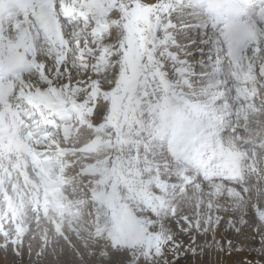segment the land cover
Here are the masks:
<instances>
[{"label":"rangeland","instance_id":"obj_1","mask_svg":"<svg viewBox=\"0 0 264 264\" xmlns=\"http://www.w3.org/2000/svg\"><path fill=\"white\" fill-rule=\"evenodd\" d=\"M182 1L157 0V3L162 6V13L173 14L174 22L181 25L178 26L180 30L178 34H183L184 37L192 36L189 42L188 39L183 42L189 46V51L197 56V59L192 61L196 76L206 77L211 63L214 62L210 53L214 49L209 42L215 33L210 31L212 28L209 29V26L204 29L200 28L201 21L195 19L197 17L201 19L204 16L195 8L186 11V4ZM66 2L69 7L72 6L70 8L72 13L81 10L74 7L77 0ZM56 3L57 7L59 5V11L63 15L67 14L61 6L65 3L64 0H57ZM89 3L91 7L81 11L82 13L86 14V11L94 13L96 10V12H102L105 17L106 14L108 16L105 19L106 23L102 26H108L107 33H104L105 36H102L100 41V43L105 41V46L100 51L105 67L110 66L114 57V52L111 50L113 41L109 39L112 35L111 28L114 24L121 25V33L117 36H121V40L116 41V43L119 42V50L123 53L120 58L123 70L119 84L113 92L107 95L102 92L98 82L88 85L83 78H80L77 83H72L71 87L65 85L63 88L51 85L50 82V89H47V92L32 88L33 97L42 98L39 94L47 93L48 98L52 99L51 96L56 92L63 111L71 116V121L66 126L67 135L68 133L71 135L67 137L64 132L60 135L62 134L60 130V134L54 132L57 140L49 137L44 141L46 148L49 149H55L57 145L59 149L61 147V150L65 147L72 150L67 156L73 162H68L63 166V160L65 161L66 158L65 156L59 157L51 175L52 178L56 177L55 182H58L61 177L64 178L65 181L59 183L63 184L59 191L63 193L62 202L70 204L71 210L66 208L65 213L68 214L64 216H59V214L57 217L50 216L47 214L49 210L43 213L42 206L48 203L45 199L34 207L32 195L37 190V185L40 182L48 183V181L41 177L38 183L29 182V185L25 186L19 178L23 176L22 169L18 172L15 168L18 163L16 154L7 151L0 152V264H264V154L260 149L256 148L255 152L256 155L259 151L263 154V156L261 153L259 155L262 161H258L261 169L260 177L263 181L255 176L252 182L249 178L246 179V175L252 173L251 166L256 162L254 151L250 146L248 170L244 168L243 173L246 175L239 184L245 188V191L243 189H240V192L238 189L230 190L235 188L237 183L233 185L228 182L221 183L218 187L211 185L215 181H198L199 175L196 173L194 175L190 167L186 169V172L194 175L197 183L186 186L187 188L185 185L178 186L179 179L174 178L173 175L167 178L165 177L166 172L158 175L161 167L156 161L157 152L162 154V158H167V162H161L162 165H174V163L177 165L178 162L181 163L179 160H184L185 154L189 151L182 153L177 150V146L180 144V138L186 134V125L192 124L191 120L185 121L183 116L179 121L180 115L176 119L172 111H178L186 104L181 103V99L185 102L191 101L192 108L196 111L205 105L207 96H220L219 93L223 90L211 88L206 91L205 89L210 82L217 81L197 78V82L205 84L203 90L196 89L199 96H195L196 90L193 91L195 88L193 82H191L193 89L189 90L190 81L183 79L178 81L175 76L166 80L159 69L154 74L146 72L144 58L148 48L144 43V32L148 27H155L152 20L154 10L143 5L138 9L137 14L136 9L134 10L131 20L122 23L123 18L110 19L111 13L107 12H112L116 0H111V7L105 0H92ZM5 4L11 5L10 2ZM137 4L140 5L139 0ZM176 9H179L178 12ZM11 12L8 22H11V19L14 21L16 17V14ZM183 15L190 16V18L185 21L180 17ZM204 18L201 19L202 22L205 21ZM194 20L196 23H193ZM186 23L188 31H183L182 24ZM65 25L68 27L67 33L73 35L72 26L66 21ZM82 29L85 32H82ZM77 31L81 32L80 39L70 37L69 42L73 45L68 50L65 49L66 52L61 50L56 56L47 54L51 57H49L51 61H54L56 65L59 64V67H56L57 72L61 70L62 65H68L64 68L67 72L71 67L91 63L89 53L94 42H89L87 32L90 33L92 29L85 30L84 25L81 24L76 34L79 33ZM256 35L258 38V34ZM213 39L219 41L217 35H214ZM58 42V37L53 34L42 44L44 48L57 49ZM100 43L95 45L99 47ZM193 43H198V47L192 49L190 45ZM80 47L82 50L77 49ZM201 52L204 53L203 56L199 55ZM39 60L48 62L47 58L45 60L39 57ZM105 67L101 68L96 59L93 70L103 72ZM40 70L26 76V82L22 83L32 82L34 84L36 74ZM40 74L43 79H48L45 70H41L39 76ZM157 77L159 86L155 83ZM54 79L55 76H53ZM213 85L215 84L210 86ZM18 87L25 91L31 90V87L28 88L25 85ZM233 87L229 84L227 88H224V93H229ZM19 88L16 89L18 92ZM247 88V85L241 83L235 87V91L242 94ZM260 89H264L262 85L256 87L250 99L254 101V97L259 98L257 112L254 110V114L258 115H251L252 122L243 118V120L222 118L220 121L223 120L224 123L234 121L235 126L240 125L239 128L229 127L228 134H222L221 131L215 135L212 131L211 137L215 136L217 141L228 144L232 139L234 140L232 135L239 133L236 137L237 142L240 143L239 139L245 138L246 143L256 141L257 144L264 146V141H261L264 135V91ZM98 97L111 102L108 115L103 123H98L94 118ZM24 102L26 101L20 99L16 104L20 106ZM212 103H209V106L213 109L216 106L221 108V100L215 107V101ZM8 106L0 108V112ZM233 108L235 112L243 114L250 106L247 101ZM229 112H232V109ZM195 114L197 113L191 112L193 119H195ZM6 115H8L7 112ZM197 115L202 117V115ZM11 118V115L3 118L0 114V126L6 125ZM203 121L204 119H199L197 127L205 126ZM208 123L211 129L212 121L208 120ZM250 126L254 133L246 131ZM224 135L226 137L223 138H228V140L222 139ZM64 136L66 138L64 142L55 144L60 137ZM78 145L81 147L78 148ZM245 152L246 150L243 151ZM7 154L10 157H6ZM247 154L243 156L246 157ZM151 157L154 162L146 164L145 160L149 161ZM166 169L173 170L172 173L176 170L172 167ZM146 175L147 178L144 177ZM197 185L200 189H196ZM193 188L196 189L194 192H192ZM186 189L187 192H183ZM256 201L260 202L258 206L254 204ZM68 204L64 205L69 206ZM73 215L74 219L71 218ZM51 217L56 218L55 222L51 223ZM189 219L192 223H187ZM254 219L260 220L261 225L258 226V222L251 224L250 221ZM173 237L176 243L171 242Z\"/></svg>","mask_w":264,"mask_h":264},{"label":"snow or ice","instance_id":"obj_2","mask_svg":"<svg viewBox=\"0 0 264 264\" xmlns=\"http://www.w3.org/2000/svg\"><path fill=\"white\" fill-rule=\"evenodd\" d=\"M106 3L111 7V0H105ZM140 6L146 5L148 8L153 9L152 20L155 27H148L144 32V43L148 48V52L144 58V65L146 72L155 73L159 69L160 73L165 77L166 80H170L173 76L180 81L195 82L197 78L207 80L221 81L219 87L227 88L229 84L234 87L229 93H226L224 99L232 100L236 95L235 87L239 83H247V80L241 81V77L247 74L249 77H254L255 80H264V19L257 20L260 27V34L255 43L243 47L240 50H234L232 46L224 49H218L216 52L215 61L210 65V71L206 77H197L195 68L192 61L197 59L194 52L189 51V46L183 42L185 39L191 40L192 37H184L178 34V26L173 20V14H164L161 12V5H158L157 0H139ZM264 6V5H261ZM74 7H78L81 11L91 4L88 0H77ZM137 0H116V4L112 7L111 18L120 19L123 18V22H127L132 19L134 10L137 9ZM253 5V8H256ZM171 13V10H169ZM58 14L59 12L58 5ZM166 15V18H165ZM159 17V19H157ZM64 20L72 26L73 37L76 40L80 39V36L76 34V29L83 24L85 28H90L92 31L87 33L89 42L95 40V36L99 33V18L93 19L85 16H66ZM184 31H188V25L183 26ZM112 44V51L114 52L113 62L110 66H106L103 72L94 71L95 61L99 56L100 51L103 49L104 44L101 42L100 46L97 47L93 44L92 50L89 53L91 56V63L85 65H78L75 68H69L67 72L64 68L68 65H62L61 70L57 72L56 64L54 61H48L45 63V75L48 77L47 80L36 74L35 83L29 82V86L32 88H39L41 91L50 89L51 85L58 88H63L65 85L71 87L72 83H77L80 78H83L88 85L98 82L102 92L106 95L113 92L119 84L120 74L123 70V64L121 57L123 53L119 50L120 45L116 43L118 37L115 31L109 37ZM225 39H227V33L225 32ZM218 44H223V41H217ZM192 49L198 47V43L190 45ZM223 54V59L221 55ZM203 56L204 53H200ZM207 64V62H206ZM206 66V65H205ZM53 76L55 79L53 80ZM155 83L159 86V78H156ZM23 87V85H21ZM90 90V89H89ZM264 91V89H260ZM110 100H104L103 97H98L97 107L94 110V118L98 123H103L106 119L109 108ZM223 103V101H221ZM58 115L62 114L58 111ZM63 118V116H62ZM43 131L48 132L49 129L45 128ZM191 223V221H187ZM186 226V225H185ZM183 230V229H181ZM172 243H176L175 237L172 238ZM228 243H231L228 241Z\"/></svg>","mask_w":264,"mask_h":264},{"label":"bare ground","instance_id":"obj_3","mask_svg":"<svg viewBox=\"0 0 264 264\" xmlns=\"http://www.w3.org/2000/svg\"><path fill=\"white\" fill-rule=\"evenodd\" d=\"M98 1V0H97ZM52 3H53V1H52ZM96 5V4H95ZM98 5V4H97ZM101 4H99V6H100ZM54 9L56 8V7H53ZM97 8V7H96ZM105 10V9H104ZM107 10V9H106ZM10 11H13V14H16V17L15 18H17L18 17V15H17V13L16 12H18L17 11V7H15V6H10ZM102 11V10H101ZM88 11H86V14L85 13H81V11L80 10H77V13H75V11H74V13H72L71 11H70V14H72V15H76V16H85L86 15V18L87 17H91V18H93V19H96L97 17L99 18V28H100V31H99V33L95 36V40L93 41L94 42V44H99L100 43V41H101V38H102V36H105V32L107 31V28H108V26H104V27H102L103 26V24L104 23H106V21H105V19H106V17H108L107 16V14H106V17H105V15H103L102 14V12H96V10L94 11V13H87ZM108 12V11H107ZM10 14H12V12L11 13H6V14H1L0 13V32L2 33L3 32V29L5 28V26H6V24L8 23L9 24V22H8V16L10 15ZM262 15V14H261ZM12 17V16H11ZM40 16H37L36 18H39ZM181 17V19H183V20H188V18H190V16H187V15H183V16H180ZM201 17V16H200ZM260 17V16H259ZM204 18V17H203ZM202 17H201V19H203ZM14 19V18H13ZM175 19V18H174ZM177 19H179V18H177ZM177 19H175V20H177ZM199 17H197L195 20H199V21H201L200 22V28H204L205 27V21H203L202 22V20H201ZM262 19H264V16H261V18L259 19V20H262ZM15 20V19H14ZM195 20H194V22L193 23H196L195 22ZM11 21H12V19H11ZM190 21V20H189ZM178 22V21H177ZM181 23V22H180ZM190 23V22H189ZM187 24V23H186ZM198 24V23H197ZM239 24H243V23H241V21H239V22H236V25L238 26ZM190 25V24H189ZM253 25H258V23L257 22H255ZM177 26H181L180 24H177ZM182 26H184L183 24H182ZM20 28H18L17 29V35H18V38L16 39V41H17V43L15 44V46H14V48L16 49V48H19L20 46H22L24 43H23V40H20V38L23 36V33H24V39L26 38V30H27V28L24 26V25H20L19 26ZM102 27V28H101ZM195 27V26H194ZM190 28V27H189ZM191 28H193V27H191ZM87 29H89V28H85V30H87ZM183 29V28H182ZM77 30V29H76ZM179 30V29H178ZM195 30V29H194ZM193 30V31H194ZM244 30H245V35L246 34H248L249 33V29L247 28V26L244 24ZM111 31L113 32V31H115L116 33H117V36H118V34H120L121 33V25L120 26H117V24H114V26L111 28ZM180 31V30H179ZM184 31V30H183ZM77 32H79V31H77ZM82 32H85V31H82ZM256 32V30L255 31H253V33H255ZM107 33V32H106ZM252 33V34H253ZM112 34V33H111ZM77 35H79V34H77ZM183 35V34H182ZM80 36V35H79ZM193 36H195V35H193ZM186 37H188V36H186ZM185 37V38H186ZM192 37V36H191ZM118 39H120L121 40V36H119L118 37ZM123 39H124V37H123ZM122 39V40H123ZM59 40V39H58ZM190 40H188V42H189ZM123 42V41H122ZM77 43V42H76ZM103 44H104V46H105V41H103L102 42ZM119 43V42H118ZM62 44V46H59V48H58V50L55 52V50L54 49H49V48H44V46H40V53L38 54V55H36V56H34L33 58L35 59V61H34V64H33V66H32V70H35V67L38 65V64H40V67H39V69H41L42 71L43 70H45V63H46V61H41V60H39V57L41 58V59H45L46 60V58H47V61H51L50 60V56H47V54H54V52H55V56L58 54L57 52H61V50H63V52H66L65 51V49L66 50H68V48H70V47H72V45H71V43L69 42H67V41H65V42H63V43H61ZM75 45V44H74ZM76 46H77V44H76ZM25 47L28 49V51L29 50H32L34 47H32V46H30V45H28L27 43L23 46V50H25ZM82 47H84V46H82ZM82 47H80V48H77V49H79V50H82ZM64 48V49H63ZM234 48H235V50H238V44H235L234 45ZM38 57V58H37ZM50 57V58H49ZM31 58V57H30ZM22 60H24V58L22 57L21 58ZM20 59V60H21ZM97 59H98V64H99V66L101 67V68H103V67H105V62L103 61L104 60V58H103V55L101 54V52H100V55L97 57ZM103 59V60H102ZM22 65V63H20L19 65H16V67H19V66H21ZM56 67H59V64H57L56 65ZM72 68V67H71ZM40 70V71H41ZM40 71H39V73H40ZM44 75V74H43ZM42 75L40 74V77H41ZM244 76H246V75H244ZM245 78H247V76L245 77ZM26 77H23V78H21V85H23V87H24V85H25V87L27 86L28 88H30V86H29V84H23V83H25L26 81ZM196 82H194L193 83V86L195 87L194 89L193 88H191V86H192V83L190 82V83H188V85H190V87L188 88L189 90H192L193 89V91H195L196 89L197 90H203V86H204V84H200L199 83V81L197 82V79L195 80ZM23 82V83H22ZM197 84V85H196ZM210 85H212V84H214L213 82L211 83H209ZM207 85L208 87H205V89H206V91L207 90H209V89H211V88H216V87H214V86H210V85ZM218 84L219 83H217V86H218ZM262 86H263V88H264V85L263 84H261ZM20 89V92L21 93H19V96H26V97H32V87H31V90H29V91H25V90H21V88H19ZM34 89V88H33ZM53 90H54V88H53ZM195 91V93H196V95L195 96H199V94H198V91ZM55 91V90H54ZM53 91V92H54ZM27 92H28V94H27ZM45 92H47V89H45ZM50 92H52V91H50ZM209 92V91H208ZM29 93H30V95H29ZM38 93H41V92H38ZM55 94L54 95H56V97L58 96L57 95V93L56 92H54ZM201 93H202V91H201ZM53 94V93H52ZM40 96H42V97H45V96H47L48 94L47 93H42V94H39ZM51 95V94H50ZM205 95V94H204ZM203 95V96H204ZM253 93L252 94H250V99H252V97H253ZM2 96V104L4 105L6 102H7V100H10V99H12L13 97H15V98H13V99H17V97L18 96H15V95H13V94H11L10 96H8V97H6V96H4V95H1ZM52 97V96H51ZM206 97V96H205ZM216 97H218V96H216ZM200 98V97H199ZM204 98V97H203ZM207 98V100H206V103H205V107L206 108H208V109H210V111H209V114H207V115H204V117L205 118H203L204 119V121H203V123H205L206 121H208V120H211L212 121V124H214V125H217L218 127H214L212 124V126L218 131V133H220L222 130H224V129H227V125H226V123H224L223 122V120L222 121H220L221 119H222V117H220V116H215V115H222V113H224V111L226 110V108H218V109H213V107H211V106H209V103H212L213 101H214V96H212V97H206ZM205 98V99H206ZM18 99H19V97H18ZM58 99H59V97H58ZM197 99V98H196ZM249 99V100H250ZM54 99H46V104H49V103H51L52 101H53ZM199 100H201V99H199ZM221 100V99H220ZM219 100V101H220ZM253 100H254V102L255 103H257L258 102V100H259V98L256 96V97H254L253 98ZM183 101H185V100H183ZM208 101V102H207ZM240 101H246V98L244 97V98H240ZM191 101H189V100H187V102H185L186 104H188V103H190ZM38 104H40V100H34V101H32L31 102V104H27L28 105V107H31L32 105L33 106H37ZM213 104V103H212ZM52 105H55L54 103H52ZM184 106V105H183ZM58 107H55L54 108V110H56ZM249 110V109H248ZM45 111V110H44ZM192 111L193 112H195V110L192 108ZM192 111H187V114H191V112ZM239 113V112H238ZM211 114H213L211 117H213V119H210L211 117H210V115ZM254 114V112L252 113V112H250L249 113V116H246V115H244L243 117H241V118H243V119H245L246 121H250V122H252L253 120H252V118L253 117H251V115H253ZM261 115H262V113H260ZM43 115H45V119L47 118V117H49V118H51V117H53V115H51V111H49V115H47V114H43ZM254 115H258V114H254ZM263 116V115H262ZM237 118H239V116H237ZM239 120V119H238ZM219 121V122H218ZM57 123L58 122H56V124H54L53 122H50V123H48L47 125H43L41 128H45V127H47L49 124L50 125H52L53 127H55V126H57ZM221 125H220V124ZM229 125L231 126V127H236V128H239V126L240 125H237V126H235V123L233 124V126L229 123ZM229 130V129H228ZM62 131V134H60V135H63V130H61ZM237 131V130H236ZM246 131L247 132H249V133H254L253 131H252V129H251V126L250 127H248L247 129H246ZM235 133V132H234ZM257 133V132H256ZM73 134V133H72ZM239 133H235V134H231L232 135V137L234 136V140L232 139V142H231V144H232V146L231 145H226V146H220V145H218V144H215V145H213V146H211L210 148H207V149H205V157H206V159H208V160H211L212 162H214V163H218L219 161H221V160H227V161H229V164H226L225 166H223V168L221 169V171H219L217 174H215V175H212V173L211 174H209L208 175V177L206 178V179H204L203 177H199L198 178V181H202V180H206V181H209V180H217V178L219 177V176H224V178L221 180V182L220 183H218V182H215V183H213V184H211V185H216V186H218V185H220L221 183H227V182H230V184H232L233 185V183H239V182H241L243 179V177L246 175V174H244L243 173V170H244V168H246L247 169V164H248V157H249V155L251 154H249V152H248V149H249V147L250 146H252V150L254 151V156H255V158H256V162H254V164L251 166V168L253 169L252 170V173H249L250 175H246V179L247 178H249L250 179V182H252V181H254L255 180V178H254V176L256 177V178H261L260 180L261 181H263V179H262V177H260L261 176V169H260V166L258 165V161H262V157L261 158H259V155H260V153H261V155L263 156V154H264V146L261 144V145H259V144H257V142L256 141H252L251 143H249V145L248 146H246L245 147V143H243V141L242 142H237V140L238 139H236V137H237V135H238ZM64 135L65 136H69V135H71V134H69L68 133V135H67V132L65 133L64 132ZM49 137H52V138H55L56 136H55V133H52ZM229 137V136H228ZM194 138H196V141H209L210 140V138L208 137V136H206V135H195V137ZM254 138V137H253ZM51 139V138H50ZM56 139V138H55ZM55 139H53V140H55ZM66 139V138H65ZM236 139V140H235ZM48 140V139H47ZM57 140V139H56ZM254 140V139H253ZM244 141H245V138H244ZM261 141H264V135H263V137H262V140ZM260 141V142H261ZM246 142V141H245ZM48 143V142H47ZM140 143V142H139ZM230 143V142H229ZM228 143V144H229ZM263 143V142H262ZM49 144V143H48ZM153 145V144H152ZM242 145L245 147V150H246V152L245 153H248L247 154V156L245 157V156H243V154H245V153H243V151H244V149H242ZM50 146H52V145H50ZM154 146V145H153ZM78 148H80L79 147V145L77 146ZM76 147V148H77ZM66 148V147H65ZM75 148V149H76ZM256 148L257 149H260L262 152H263V154H262V152H258L259 154H257L256 155V152L255 151H257L256 150ZM60 149H61V147H60ZM160 149H161V147H160ZM72 150H70L69 148L68 149H64V151L61 153V155L59 156V157H64L65 156V158H67L68 156L67 155H69L70 154V152H71ZM197 153L198 154H200L201 155V153H202V151H201V149L200 148H198V151H197ZM3 155V154H2ZM8 155V154H7ZM6 155V157H10L9 155L7 156ZM95 156H96V153L94 154ZM161 153H156V161L159 163V166L161 167V169L159 170V174L158 175H161V173L162 172H166L165 173V177L167 178L168 176L170 177L171 175H173L174 176V178L176 177V178H178L179 179V182H178V186H180V187H183V185H185V187L187 186H189V185H193L195 182L197 183V181H196V177L194 176L195 174H194V170L192 171V173L194 174V175H189V174H187V172H186V169H188V166H186L187 165V163L185 162V161H181V163H177L176 161V163H177V165H175V163H174V165H170V164H164V165H162L161 164V162H163V163H165V162H167V158H162L161 157ZM5 157V156H4ZM258 157V158H257ZM155 158V157H154ZM253 158V157H252ZM4 159V158H3ZM1 160V159H0ZM249 160H251V158L249 159ZM146 161V164H148L149 162H152L153 161V157H151L150 158V160L148 161V160H145ZM253 161V160H252ZM68 162H73L71 159H69V160H66L65 159V161L63 160V166L65 165V164H67ZM154 162V161H153ZM264 162V161H263ZM5 163H7V162H5ZM154 164H157V163H154ZM186 164V165H185ZM245 164V165H244ZM68 166V168H69V164L67 165ZM144 166H145V164H144ZM60 167V166H59ZM175 168L176 170L172 173V171L173 170H167L166 168ZM45 168H51V169H54V168H56V166H55V164H50V165H48V166H45ZM64 168V167H63ZM264 168V167H263ZM61 169V168H60ZM66 169V168H65ZM166 169V171H164ZM248 170V169H247ZM263 170V169H262ZM18 171V170H17ZM76 171V170H75ZM74 171V172H75ZM79 171V170H78ZM140 171V170H139ZM19 172V171H18ZM67 173V172H66ZM78 173V172H77ZM147 174V173H146ZM14 177V176H13ZM18 177V176H17ZM74 177V176H73ZM145 178H147L148 176L146 175V176H144ZM161 177V176H160ZM72 178V177H71ZM245 178V177H244ZM170 179V178H169ZM2 180V179H1ZM245 180V179H244ZM252 180V181H251ZM259 180V181H260ZM65 181V180H64ZM72 181V180H71ZM70 181V182H71ZM259 181H258V184H259ZM8 182V181H7ZM18 182H19V180H18ZM13 183V182H12ZM65 183H67V181L65 182ZM72 183V182H71ZM74 183V182H73ZM170 184L172 183V182H169ZM261 183V182H260ZM9 184V183H8ZM52 184H54V183H52ZM52 184H50V185H46L45 186V188H48L49 190H52V189H54V190H56L55 192H53L52 193V198H53V201L54 202H62V194L63 193H61L60 191H58L57 190V187H59L57 184H54L55 186H52ZM251 184V183H250ZM136 185V184H135ZM199 185V184H198ZM197 185V186H198ZM238 185V186H237ZM236 185V187L235 188H232V189H230V190H235V189H238L239 190V192H240V189H243V191H245V188H243V186H239V184H237ZM242 185V184H241ZM264 185V184H263ZM6 186V185H5ZM203 186V185H202ZM231 186V185H230ZM249 186V185H248ZM72 187H73V185H72ZM71 187V188H72ZM186 187V188H187ZM194 187H196V186H194ZM218 187H220V186H218ZM228 187V186H227ZM232 187V186H231ZM250 187V186H249ZM192 188V187H191ZM199 188V186L198 187H196V189H198ZM247 188V187H246ZM260 188V187H259ZM258 188V189H259ZM188 189H190V188H188ZM195 188H193L192 189V192H194L195 190H196ZM200 189V188H199ZM53 190V191H54ZM63 190V189H62ZM66 190V189H65ZM222 190V189H221ZM229 190V191H230ZM255 190V189H254ZM202 191V190H201ZM212 191V190H211ZM214 191V190H213ZM212 191V192H213ZM70 192V191H69ZM181 192V191H180ZM183 192H187V189L185 190V191H183ZM211 192V193H212ZM242 192V191H241ZM254 192V191H253ZM22 193V192H21ZM65 193V192H64ZM203 193V192H202ZM217 193V192H216ZM256 193V192H255ZM30 194V193H29ZM67 194V193H66ZM69 195L71 194V192L70 193H68ZM194 194H197V193H194ZM208 194V193H207ZM227 194V193H226ZM82 195H84V194H82ZM183 195V194H182ZM181 195V196H182ZM199 195V194H198ZM197 195V196H198ZM211 195V194H210ZM15 196V195H14ZM17 196V195H16ZM15 196V197H16ZM68 196V195H67ZM175 196H176V194H175ZM195 196V195H194ZM214 196V195H213ZM262 196V195H261ZM18 197V196H17ZM66 197V196H65ZM71 197V196H70ZM178 197V196H177ZM199 197V196H198ZM201 197V196H200ZM209 197V196H208ZM207 197V198H208ZM235 197V196H234ZM27 198V197H26ZM195 198V197H194ZM210 198V197H209ZM214 198V197H213ZM249 198V197H248ZM251 198V197H250ZM28 199V198H27ZM64 199V198H63ZM81 199V198H80ZM67 200V199H66ZM235 200V199H234ZM64 201V200H63ZM210 201V200H209ZM260 201V200H259ZM27 203V202H26ZM70 203V202H69ZM207 203V202H206ZM264 203V202H263ZM205 204V203H204ZM214 204V203H213ZM255 205H257L258 206V204H260V202L258 203V201H256L255 203H254ZM13 205V204H12ZM240 206V205H239ZM85 207V206H84ZM215 207V206H214ZM82 208V207H81ZM211 208V207H210ZM237 208V207H236ZM214 209V208H213ZM256 209V208H255ZM248 210V209H247ZM249 211V210H248ZM80 212V211H79ZM83 212V211H82ZM81 212V213H82ZM255 212V211H254ZM45 213H47V212H45ZM63 213H65V211L63 212ZM86 213V212H85ZM209 213V212H208ZM48 215H50V216H54L55 217V215L54 214H52L51 212H48L47 213ZM246 214V213H245ZM248 214H249V212H248ZM77 216V215H76ZM79 216H81V215H79ZM54 217H51V223H53V222H55V220H56V218H54ZM260 218V217H259ZM19 219V218H18ZM58 220V219H57ZM190 220V219H189ZM202 220V219H201ZM219 220V219H218ZM262 220V219H261ZM193 221V220H192ZM212 221V220H211ZM260 220H257V219H254V220H252V221H250V223L252 224L253 222H258L257 223V225L259 226V225H261V222H259ZM213 222V221H212ZM223 222V221H222ZM192 223V222H191ZM200 223H201V221H200ZM211 223V222H210ZM57 224V223H56ZM59 226V225H58ZM52 227V226H51ZM194 229V228H193ZM47 230V229H46ZM57 230V229H56ZM55 231V230H54ZM22 232V231H21ZM46 232H48V231H46ZM58 232V231H57ZM46 236H44V238H45ZM42 238V237H41ZM57 238V237H56ZM59 239V238H58ZM18 241V240H17ZM45 242V241H44ZM244 259V258H243Z\"/></svg>","mask_w":264,"mask_h":264}]
</instances>
